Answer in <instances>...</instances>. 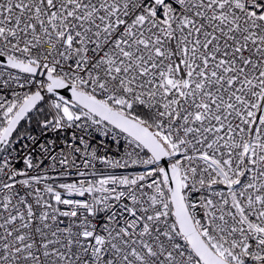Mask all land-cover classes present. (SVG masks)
<instances>
[{
  "label": "snow or ice",
  "instance_id": "obj_1",
  "mask_svg": "<svg viewBox=\"0 0 264 264\" xmlns=\"http://www.w3.org/2000/svg\"><path fill=\"white\" fill-rule=\"evenodd\" d=\"M0 264H264V0H0Z\"/></svg>",
  "mask_w": 264,
  "mask_h": 264
}]
</instances>
